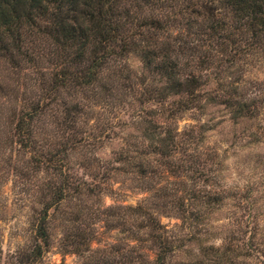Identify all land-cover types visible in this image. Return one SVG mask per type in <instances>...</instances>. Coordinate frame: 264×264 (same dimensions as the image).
<instances>
[{
    "label": "trees",
    "instance_id": "1",
    "mask_svg": "<svg viewBox=\"0 0 264 264\" xmlns=\"http://www.w3.org/2000/svg\"><path fill=\"white\" fill-rule=\"evenodd\" d=\"M219 45L245 53L224 61L230 65H219L214 53ZM263 49L264 0H0V71H7L11 79L3 84L0 73V97L11 101L5 111L0 109V122L4 119L11 143L31 154L27 167L49 175L38 202L34 244L16 252V264H34L48 252L51 210H61L66 203L73 204L64 215L76 233L63 236L60 248L82 258L84 264H234L235 250L205 245L213 236L209 217L222 204L216 194L202 197L190 192L188 199H172L165 188L156 190L163 200L159 206L171 209L168 217L180 221V232L168 229L158 214L141 205L122 207L135 219V226L128 228L125 222H114L117 215L109 207L99 214L106 213L110 229H120L123 243L93 248L92 228L87 232L81 222L97 221L100 215L86 212L87 201H100L114 189L104 162L86 156L100 137L84 129L89 105L103 96L94 89L100 90L105 76L113 82L114 64L135 54L153 83L138 94L160 107L153 112L151 128H145L135 143L150 141L147 151L168 167L182 145L172 121L177 114L203 109L204 73L214 69L219 75ZM172 98L178 99L170 102ZM220 103L237 106L235 117L250 113L232 97ZM192 134L189 141L196 139ZM183 147L189 151L191 144ZM76 154L81 157L77 166L92 172V183L70 173ZM137 154L123 150L116 155L128 172L144 182L149 164ZM188 158V171L196 172L201 157ZM98 167L104 172H97ZM184 229L189 232L183 233Z\"/></svg>",
    "mask_w": 264,
    "mask_h": 264
},
{
    "label": "rangeland",
    "instance_id": "2",
    "mask_svg": "<svg viewBox=\"0 0 264 264\" xmlns=\"http://www.w3.org/2000/svg\"><path fill=\"white\" fill-rule=\"evenodd\" d=\"M253 52L256 54L254 58L239 59L226 72L218 75L216 70L209 69L208 74L204 73L203 109L177 114V120L172 121L174 134L182 145L169 160L168 167L164 166L165 160L147 151L150 141L137 140L135 143V138L141 139L145 128H151L149 122H154L153 112L160 109L155 102L140 98L138 94L153 84L150 76L135 54L115 63L117 71L113 82L105 76L100 90L94 89L103 96L100 101L89 105L84 129L88 134L92 132L100 137L87 150L86 156L92 159L94 155L104 162L105 172L111 177L109 186L113 187L114 193L100 201L88 200L86 212L96 215L106 208H113L111 213L117 215L114 222H125L129 228L135 226V219L122 207L141 205L158 214L162 224L177 233L180 232V221L168 217L173 214L169 207L160 208L163 200L156 190L165 188L172 199H188L190 192L202 197L216 194L215 198L222 204L209 217L213 236L205 245L228 246L235 250L234 264H264V49ZM214 53L219 60L216 64L226 66L229 63L224 61L245 52H235L232 48L224 50L219 45L214 48ZM0 73L1 82L9 84L11 79L7 71ZM142 79L145 85L141 84ZM234 88H238L237 93ZM231 97L245 105L250 113L235 117L237 106L229 108L220 103ZM210 98H216V101L210 102ZM10 104L8 98L0 97V109L5 111ZM157 118L161 119L162 115ZM3 121L0 122V264H16V252L27 250L34 244L40 210L38 202L49 175L43 169L27 167L31 154H24L19 145L11 143L12 136ZM189 133H193L196 139L189 141ZM131 135L134 138H128ZM132 143L136 144L135 148ZM185 144H191L189 151L183 147ZM123 150H135L137 157L149 164L148 178L144 182L118 162L116 154ZM190 154L201 157L202 166L197 165L196 172L188 171ZM80 159V154L73 155L70 173L92 183L89 176L92 172L77 166ZM101 170L98 167L96 171L104 172ZM151 186L154 189L148 191ZM71 206L73 204L66 203L61 210H51L52 243L48 252L34 264H84L82 258L64 253L59 244L63 236L76 233L73 223L66 221L64 215L72 210ZM99 215L97 221L83 219L86 222H81L83 227L89 228L87 232L92 228L93 248L123 243L124 234L119 232L120 229H110L106 213ZM185 232L189 230L184 229Z\"/></svg>",
    "mask_w": 264,
    "mask_h": 264
}]
</instances>
